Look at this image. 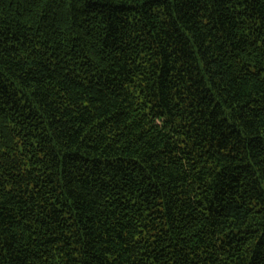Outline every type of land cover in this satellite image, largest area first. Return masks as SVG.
I'll return each mask as SVG.
<instances>
[{"label": "trees", "instance_id": "trees-1", "mask_svg": "<svg viewBox=\"0 0 264 264\" xmlns=\"http://www.w3.org/2000/svg\"><path fill=\"white\" fill-rule=\"evenodd\" d=\"M0 264H264V0H0Z\"/></svg>", "mask_w": 264, "mask_h": 264}]
</instances>
